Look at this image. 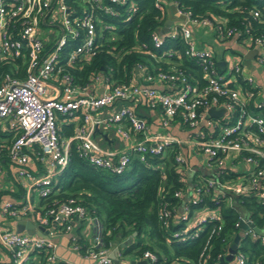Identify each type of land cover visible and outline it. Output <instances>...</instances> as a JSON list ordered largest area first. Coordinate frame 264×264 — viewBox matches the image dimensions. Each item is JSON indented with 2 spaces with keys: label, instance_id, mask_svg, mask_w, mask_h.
Instances as JSON below:
<instances>
[{
  "label": "built area",
  "instance_id": "obj_1",
  "mask_svg": "<svg viewBox=\"0 0 264 264\" xmlns=\"http://www.w3.org/2000/svg\"><path fill=\"white\" fill-rule=\"evenodd\" d=\"M170 1L175 19L171 18L169 31L164 34L160 31L170 18L164 0L155 2L166 16V22L151 34V42L159 48L165 36L172 39L179 36L186 45L184 54L195 58L201 68L203 85L175 65L162 70L152 64L156 68L152 73L143 62L135 64L128 82H120L111 74L97 73L89 82L80 84L70 73V69L82 68L96 53L102 40L113 41L114 29L138 15L135 0H0V62L11 63L14 69V73L5 74L0 83V123L14 132L15 138L7 146V165L24 189L19 201L3 199L0 202V246L9 250V262L0 264H21L30 252L41 249L46 251L47 260H59L54 236L69 233L76 221L91 224V241L83 251L89 259L88 264H112L109 255L112 247L104 245L100 220L78 199L70 197L56 205L38 208L32 198V192L38 198L52 193L55 178L69 162L72 142L79 157L95 168L116 174L128 169L132 156L147 163L148 158L165 155L171 145L179 146L174 159L184 175L189 167L188 155H202L205 165L215 168V174L221 168L234 169L233 166L243 163L250 166L247 181L223 184L209 177L204 193L213 188L221 195L237 196L260 185L262 193L259 197L264 198V169H256L255 159L256 156L264 158V119L247 110L251 95L242 86L243 81L258 87V100L264 105L261 98L264 94L244 66V55L249 50H256L253 61L264 69V43L259 38H244L242 51H227L219 66L220 59L212 49L196 46L191 28L211 30L222 42L236 41L242 31L226 27L224 19L193 17L190 10ZM253 16L258 17V12L254 11ZM44 27L49 29L44 31ZM105 32L111 35L105 37ZM137 49L149 54L157 63L180 54L171 48L159 57L146 49L144 43ZM19 60L23 64L22 74ZM139 101L149 109L160 111L162 128L180 123L189 132L186 139L161 132L147 134L148 124L135 110ZM211 107L223 109V115L209 117ZM220 120L226 124L222 125ZM71 122L74 123L73 133L62 138L61 126ZM100 125L114 130L126 145L122 149L102 148L94 138L95 129ZM1 156L0 148V178L7 172L10 175ZM36 162L43 168L39 175L30 170ZM175 197L182 199L183 206L182 210L178 207L173 212L178 214L177 219L185 221V225L174 231V236L181 239L194 237L200 225L221 221L219 208L204 206L190 210L188 204L197 205L201 201L199 188L194 187L187 193L177 192ZM171 216L170 212H162L164 224ZM17 217L29 220L35 229L43 226L42 234L16 231L4 223L6 218L15 220ZM241 220L251 223L247 217ZM192 226L195 229L189 233ZM213 232L215 228L211 230ZM243 232L253 236L261 234L264 240V235L257 233L251 225ZM210 237L211 234L207 242ZM74 247L80 249L77 243ZM204 250L205 247L202 252ZM227 253L228 249L222 257ZM117 256H120V250ZM141 257L150 264L157 259L151 250H145ZM64 264L75 263L66 260ZM226 264L249 263L246 255L236 249ZM250 264L264 262L255 260Z\"/></svg>",
  "mask_w": 264,
  "mask_h": 264
},
{
  "label": "trees",
  "instance_id": "obj_2",
  "mask_svg": "<svg viewBox=\"0 0 264 264\" xmlns=\"http://www.w3.org/2000/svg\"><path fill=\"white\" fill-rule=\"evenodd\" d=\"M137 13L127 24L119 25L114 29L113 41L104 39L98 45L96 53L85 61L81 69H70V73L79 83L89 82L97 73L111 74L120 82H128L134 66L143 62L154 73L157 69L166 70L170 65L185 71L195 78L199 85L204 84L201 68L195 58L184 54L185 43L178 36L174 39L165 36L159 48L153 46L151 34L164 26L166 16L155 6L156 0H135ZM179 6L191 11L193 17H209L224 19L226 27H236L242 35L234 41L236 46L231 52L240 53L246 37L259 38L264 43V0H174ZM258 12V17L253 12ZM109 34L105 32V37ZM111 35V34H109ZM146 44V49L161 56L165 50L175 48L180 53L163 58L160 62L147 53L137 49L139 44ZM226 43L230 44L228 41ZM237 49V50H236ZM20 73H23V64L18 61ZM14 69L11 63L0 62V83L5 74L12 75ZM242 86L250 94L247 110L262 116L264 119V105L258 100V87H251L242 81ZM226 124L223 120L219 121ZM74 123H64L60 129L62 138L73 133ZM15 135L0 123L1 160L7 165V146L14 140ZM179 150L178 145L167 147L163 156L148 158L147 163L140 162L132 156L127 170L120 174L98 169L90 165L85 159L78 156L74 143L70 145V159L66 167L55 178L56 184L52 193L47 197L39 198L38 208H47L56 205L70 197L78 199L91 215H95L101 222L104 233V245L111 247L117 244L120 248L119 259L127 256L141 257L145 250H151L157 255L153 264H226L222 261V254L228 249L240 228L238 223L243 217L260 229L264 227V198L262 187L257 185L243 195H233L211 188L204 193L205 183L209 177L221 183H229L238 178L239 172L232 168H221L217 174H197L190 184L187 176L181 171L174 156ZM264 151V149H263ZM244 155H248L245 153ZM256 169H264V158L256 156ZM42 169L39 163H35ZM31 170V169H30ZM244 175V173H243ZM242 176V175H240ZM246 173L244 179L248 180ZM14 179V178H13ZM16 191L10 189L0 191V202L3 199H20L24 193L17 180H13ZM199 188L201 201L197 205H190V210L200 209L204 206L219 208L221 221H211L200 225L196 236H187L181 239L173 235L180 230L185 221L178 218L173 212L183 206L182 199L175 197V193H187L192 188ZM170 212L172 216L164 224L161 219L162 212ZM220 225V228L217 226ZM215 228V232L211 230ZM195 229L192 226L189 230ZM135 234L133 235V232ZM262 233V232H261ZM209 241L207 242L208 236ZM128 238L131 242L121 247L120 243ZM78 240V239H77ZM80 250L84 251L87 242L78 240ZM205 250L202 252L203 248ZM0 248L9 250L0 246ZM237 249L242 251L250 264L255 260L264 262V240L260 235L241 233ZM0 262H9L0 260ZM21 264H64L63 261H49L45 250H33ZM112 264L113 260H112Z\"/></svg>",
  "mask_w": 264,
  "mask_h": 264
},
{
  "label": "crops",
  "instance_id": "obj_3",
  "mask_svg": "<svg viewBox=\"0 0 264 264\" xmlns=\"http://www.w3.org/2000/svg\"><path fill=\"white\" fill-rule=\"evenodd\" d=\"M164 2H165L166 11L168 12V16L170 20L171 18L175 19L174 14H173V5L171 1L164 0ZM191 29H192V36L196 43V46L199 48L212 49L216 58L218 60L220 59L219 61H222L221 59L224 58V55L227 51H231V49L234 46H236L233 40L228 41L230 44L218 40L217 38H215V35L211 30H206L205 28H199L195 26L192 27ZM210 36H212L214 40L216 41V44H215L216 47L213 45V42H211ZM238 51L241 52L242 50H238ZM244 66H245L246 72L250 73L254 77L256 84L261 89V92H262L261 94H264V69L262 67L257 66L254 63L253 58L246 59L245 55H244ZM261 98H263L264 100V95H262ZM135 110L139 116L143 117L146 120L148 124L147 134H155L157 132H161L164 134L177 137L181 140H185L187 137V134L189 133L178 122L173 123L171 127L162 128L160 126V117H161L160 111L158 109L147 108L145 104L143 103V101L137 102ZM101 115L104 116L105 113H101ZM94 138L98 142V144L102 148H105V149H122L126 145V142L119 135H117L114 130L108 129L101 125L95 129ZM140 138H142V136H140ZM183 152L186 153V150L183 149ZM188 158H189V165L192 164L193 162L199 163V161L196 160L195 156L188 155ZM5 168H6V171L10 172V175L7 172L6 174H4V176H2V178H0V191L10 189L15 192L16 188L14 187V182H13L14 179L12 176L13 169L9 170L8 165H5ZM233 168L235 171L239 172L240 175H242V176L239 175L236 180L231 182V183L237 184L243 181L244 175L250 169V166L243 164V163H238L235 166H233ZM30 169L34 172V175H39L43 172V168L38 169L36 165L35 167H31ZM22 190L24 192L23 188ZM263 190H264V185H263ZM22 196H23V193L21 194L20 197L22 198ZM36 196L37 194L35 192H32L33 200L39 204L40 200ZM20 199L13 197V200L15 201H19ZM6 224H7L6 226H9L13 229L16 228V220H14L12 224H10V222ZM74 225L75 226L69 233H58L57 235L54 236V240L56 242L55 252L58 254L60 261L65 262L66 260H68L75 264H88L89 259L84 255L83 251H81L80 249H76L74 247V244L75 243L78 244L79 239H82L83 241L90 243L91 233H92L91 227H90L91 224L86 221H76ZM239 232L240 234L244 233L243 230H239ZM115 246L116 244H113L111 247L113 248ZM79 248H80V245H79ZM130 258H133V256H127L123 259H119V258L113 259V263L114 264H126V263L128 264ZM0 260L9 261L8 252H6L5 249H2V248H0Z\"/></svg>",
  "mask_w": 264,
  "mask_h": 264
},
{
  "label": "water",
  "instance_id": "obj_4",
  "mask_svg": "<svg viewBox=\"0 0 264 264\" xmlns=\"http://www.w3.org/2000/svg\"><path fill=\"white\" fill-rule=\"evenodd\" d=\"M170 24H171V20H168L166 22L165 27L160 31V34H164V33L168 32ZM255 54H256V50H249L245 54V58L246 59H252ZM222 63H223V61H218V65L219 66H221ZM223 113H224L223 109L216 110L214 107H211V108L208 109V116L211 117V118L220 117V116L223 115ZM15 220H16V228H15L16 231H26L27 233L37 232L38 234H42V231L44 230V227L41 226V225L38 226V229H35V226L27 219H22L20 217H17ZM249 225L253 226L254 230L257 233H261V229L258 226L254 225L253 223L246 224L243 220H240L238 226H239L240 230H245V229L248 228ZM134 234H135V231L133 232V235ZM240 236H241L240 232L235 234V236L233 238V241L231 242V244L228 247V253L224 257H222V261L231 260L232 259L233 253L237 249ZM130 242H131V238H128V239L122 241L120 243V246L123 247V246H125L126 244H128ZM118 250H119V246L117 244H116L115 247H113L111 249V251L109 252V255H110V257L112 259H118L119 258L117 256ZM128 263L129 264H150L147 261V259L142 258V257L130 258Z\"/></svg>",
  "mask_w": 264,
  "mask_h": 264
},
{
  "label": "rangeland",
  "instance_id": "obj_5",
  "mask_svg": "<svg viewBox=\"0 0 264 264\" xmlns=\"http://www.w3.org/2000/svg\"><path fill=\"white\" fill-rule=\"evenodd\" d=\"M48 29L49 28H46V27L43 28L44 31H47ZM210 39H211V42H213V45L215 46L216 41L214 40V38L210 36ZM229 53L231 52L229 51ZM196 160L199 161V163L193 162L192 164L189 165V167L185 171L187 180L190 184L192 183L193 177L197 174L211 175L215 172V168L207 167L205 165V161L202 155L197 156ZM179 209L182 210V206H180ZM13 221L14 219H9V218L4 219V223L10 222V224H12ZM261 232L264 234V227L261 229Z\"/></svg>",
  "mask_w": 264,
  "mask_h": 264
}]
</instances>
